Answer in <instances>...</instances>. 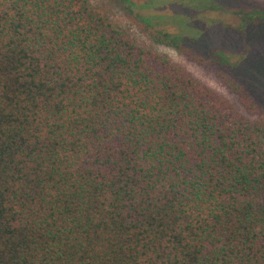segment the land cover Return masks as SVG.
I'll return each instance as SVG.
<instances>
[{"label": "trees", "instance_id": "1", "mask_svg": "<svg viewBox=\"0 0 264 264\" xmlns=\"http://www.w3.org/2000/svg\"><path fill=\"white\" fill-rule=\"evenodd\" d=\"M149 36L225 93L89 0H0V264H264V107Z\"/></svg>", "mask_w": 264, "mask_h": 264}, {"label": "rangeland", "instance_id": "2", "mask_svg": "<svg viewBox=\"0 0 264 264\" xmlns=\"http://www.w3.org/2000/svg\"><path fill=\"white\" fill-rule=\"evenodd\" d=\"M136 41L167 54L204 84L225 93L212 69L157 43L150 29L179 35L182 42L220 57L225 73L242 83L264 107V0H89ZM261 19V21H260ZM259 23L258 35H242L248 24ZM242 36V37H240ZM183 39H186L183 40ZM180 40V41H181ZM237 63V65H235Z\"/></svg>", "mask_w": 264, "mask_h": 264}]
</instances>
